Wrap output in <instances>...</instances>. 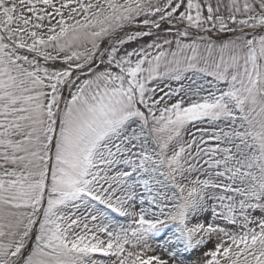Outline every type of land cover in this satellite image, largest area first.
Returning <instances> with one entry per match:
<instances>
[{"label": "snow or ice", "instance_id": "obj_1", "mask_svg": "<svg viewBox=\"0 0 264 264\" xmlns=\"http://www.w3.org/2000/svg\"><path fill=\"white\" fill-rule=\"evenodd\" d=\"M0 264H264V0H0Z\"/></svg>", "mask_w": 264, "mask_h": 264}]
</instances>
